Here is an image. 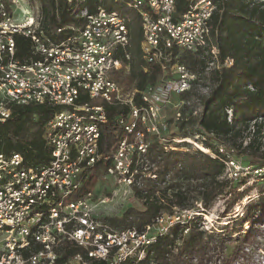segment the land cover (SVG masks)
Listing matches in <instances>:
<instances>
[{
    "label": "built area",
    "instance_id": "obj_1",
    "mask_svg": "<svg viewBox=\"0 0 264 264\" xmlns=\"http://www.w3.org/2000/svg\"><path fill=\"white\" fill-rule=\"evenodd\" d=\"M130 3L141 19L143 58L159 64L162 73L154 85L124 93L110 77L122 68L117 49L129 40L128 27L117 13L101 5L80 10L81 22L57 28L61 36L56 38L41 34L37 6L33 9L28 0H0V121L9 118L15 106L59 107L43 126L51 148L46 163L26 166L20 153H0V264H119L137 252L142 258L144 248L174 223L185 225L183 234L189 229L185 222L196 213L187 208L162 213L141 231L112 229L97 215L108 198L98 199L95 191L85 189L87 173L100 160H109L104 178L131 189L142 178L156 176L146 156L152 138L166 146L171 140L191 143L186 138L169 140L163 134L170 96L189 91L194 78L172 51L208 46L215 4L192 0L187 10L177 14L175 0ZM18 9L24 13L19 21ZM16 34L32 42L30 53L21 59L16 57ZM210 51L215 55L214 47ZM136 93L140 105L135 103ZM106 106L126 110L117 118L123 135L110 155H101L98 138L100 125L107 120ZM195 145L213 156L209 149ZM219 151L225 152L222 147ZM224 165L231 180H241L244 169L262 171L244 166L231 154ZM72 247L83 251L64 258Z\"/></svg>",
    "mask_w": 264,
    "mask_h": 264
},
{
    "label": "trees",
    "instance_id": "obj_2",
    "mask_svg": "<svg viewBox=\"0 0 264 264\" xmlns=\"http://www.w3.org/2000/svg\"><path fill=\"white\" fill-rule=\"evenodd\" d=\"M35 3L40 12L42 35L55 36L57 28L78 24L80 10H94L98 5L112 11L124 19L129 32V40L119 47L116 57L124 65H130L134 74V87L140 91L152 86L162 71L157 63H147L142 55L141 19L138 9L130 0H28ZM215 9L209 20V44L196 51L173 49L175 59L210 82V89L201 96V110L195 120L196 129L189 130V120L176 122V134L180 138H192L213 156L199 148L186 147V142L159 144L154 138L147 149V158L154 164L155 178L144 177L140 185L132 186L135 197L141 201L140 208L128 207L120 216L99 217L112 229L138 231L154 222L162 213H171L173 208H194L192 219L184 224L176 222L155 242L144 248V256L138 253L119 264H209L212 258L221 257L220 264H233L242 257L244 243L256 237L253 227L264 222V194L250 203L241 222L250 224V230H239L234 239L237 243L228 255H217L232 233L207 232L202 227L200 216L206 212L216 198L232 194L238 185L225 175L224 159L227 154L240 158L244 166L264 169V154L256 145L254 134L260 132L264 121V0H211ZM192 0H175V13L189 8ZM16 57L27 56L32 49L30 38L15 35ZM216 49L213 55L210 49ZM178 51V52H177ZM230 61L229 65H225ZM206 71V72H205ZM189 91L179 98L187 100ZM86 97L81 98V101ZM135 103L140 105L138 93ZM59 107L46 104L15 106L12 114L0 121V153H20L26 166L46 163L51 148L46 143L43 126ZM121 106H106L107 120L100 125L98 151L110 155L123 130L117 122L125 112ZM250 130H252L250 134ZM248 132V133H247ZM248 142L243 145L245 136ZM198 136V137H197ZM167 147V148H165ZM222 147L225 152H220ZM109 160L98 161L87 173L86 185L90 186L95 174L103 171ZM264 172L254 174L263 176ZM240 180V179H239ZM199 203L197 208L195 203ZM257 229V228H256ZM221 249V250H219ZM81 248L66 249L64 258L71 253L82 252ZM220 259V258H219ZM106 264V263H102Z\"/></svg>",
    "mask_w": 264,
    "mask_h": 264
},
{
    "label": "rangeland",
    "instance_id": "obj_3",
    "mask_svg": "<svg viewBox=\"0 0 264 264\" xmlns=\"http://www.w3.org/2000/svg\"><path fill=\"white\" fill-rule=\"evenodd\" d=\"M25 5V1L21 3ZM34 8L37 6L33 3ZM17 20H22L24 13L21 10H16ZM206 72V71H205ZM168 73V71H167ZM193 73V80L191 88L189 89L188 99L181 100L179 96L171 95L170 96V106L167 107L165 121H167V130L163 132L166 138L171 140V138L181 139L180 136L176 134L177 126L176 122L181 119L189 120L187 127L189 130L196 129L195 120L201 110V96L206 95L210 89V82L206 80L205 74L199 75ZM110 77L116 81L123 89L124 93H128L135 89L134 87V74L130 65L122 64V68L116 72L110 74ZM252 130H250L251 134ZM248 133V132H247ZM198 137V136H197ZM255 144L260 147V152L264 154V121L260 128L258 134H254ZM189 139L191 143L186 142L188 145L186 147L198 148L203 147L201 143L192 139ZM172 142V140H171ZM248 142L247 135L243 140V145ZM176 144L175 142H172ZM195 143V144H194ZM204 148V147H203ZM241 162L242 160L238 158ZM249 168H251L249 166ZM91 172V171H90ZM249 169H244L241 180L234 183L238 185L235 192L230 196V194H223L216 198L214 202L209 206L204 214L200 217L202 220V227L207 232H222L223 233H232L228 238H231L230 241L225 242L223 252H217V255L223 256L228 255L233 248H235L237 243L234 240L237 237L239 230L241 233L250 230V224L241 222L242 217L245 215L246 207L256 201L261 193L264 194V175L263 176H254L253 173H249ZM261 172H264L262 169ZM260 174V173H259ZM96 192V197L108 198L106 202L102 203L101 208L99 209L98 217L104 216H120L128 207L140 208L141 201L134 196L130 188L124 186L115 185L112 180L109 178H104V170L99 172L94 176V181L90 186L85 185V189H90ZM197 208L200 207V204L195 203ZM176 208V207H174ZM192 211L194 208H187ZM196 215L200 214L195 212ZM257 228V229H256ZM253 230H256V237L250 242L245 244L242 249V257L234 261L233 264H264V222H261L259 225L253 227ZM221 250V249H219ZM220 258V259H219ZM221 257L212 258L211 263L209 264H220Z\"/></svg>",
    "mask_w": 264,
    "mask_h": 264
}]
</instances>
